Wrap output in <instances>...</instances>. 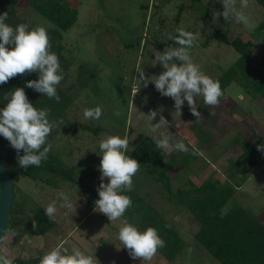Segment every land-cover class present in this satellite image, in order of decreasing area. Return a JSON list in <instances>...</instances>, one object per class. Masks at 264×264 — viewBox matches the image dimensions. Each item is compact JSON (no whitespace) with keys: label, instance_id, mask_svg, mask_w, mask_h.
I'll return each instance as SVG.
<instances>
[{"label":"rangeland","instance_id":"374dc122","mask_svg":"<svg viewBox=\"0 0 264 264\" xmlns=\"http://www.w3.org/2000/svg\"><path fill=\"white\" fill-rule=\"evenodd\" d=\"M69 1L77 7V19L63 34V52L73 61L84 63V77L88 75L89 78L85 86V78L80 77L82 83L73 93V103L65 115L67 122H63L49 142L62 162L73 168V178L77 181L57 178L52 185L19 174L13 176L11 182L14 183L15 198L24 206L18 214L21 221L4 233L0 255H5L12 264H16V259H35L40 264L42 256L53 249H67L70 253L73 248H78L86 255H94L99 264H220L196 241L197 219L186 208L170 200L162 185L144 174L143 169L133 177L131 191L171 225L184 245L173 260H167L158 252L151 261L140 262L130 258L116 238L121 222L128 220V214L125 212L120 220L109 221L105 215L93 211L94 202L99 199L96 191L100 183L99 143L112 135L127 136L129 150L140 145L145 136L154 142L153 136L157 134L151 131L147 114L150 110H160L152 123H157L160 116L168 123L167 126L162 124L159 132L169 136L171 143L182 141L188 150L195 149L198 153L197 158L180 173L174 172L172 189L185 179L195 184L208 179L233 183L236 178L230 176L229 164L241 154L237 141L241 138L252 140L254 136L264 141V97L245 92L236 83H231L225 88L226 96L218 106H207L202 97H196L197 110L201 113L196 121L186 101L179 115L170 97L161 96L152 83L143 87L135 79L138 77L135 69L141 66L146 76L159 75L162 67L150 65V60L155 58L153 49L162 52L164 48L175 47L165 33L176 34L177 28H183L200 32L197 46L190 50L191 58L215 80L232 64L238 53L217 39L202 45L205 37L214 28H219L227 33V40L238 36L241 41H252V33L258 28L260 32L258 40H253L256 47L252 55L258 50L264 57V11L249 0L245 11L256 27L248 29L234 20L225 21L222 15L217 16L223 11L221 0H198L193 4L191 0ZM23 4L21 1L19 6ZM168 41L172 43L164 46L155 44ZM77 65L73 63L70 66L71 76L67 84L78 78ZM132 88L140 89L134 95L136 90L131 92ZM96 106L102 108L100 119L85 120L83 110ZM117 111L119 116L114 115ZM86 125L91 129L100 126V130L92 132L83 128ZM162 151L174 157L186 153L171 149ZM260 159V165L237 176L243 182L223 209L238 203L258 217L263 216L264 207L260 209L259 206L264 205V153ZM104 182L107 183V178ZM61 192L67 193L74 204L76 202L75 211L58 209L49 230L40 236L31 235L29 228L33 211L37 207L44 210ZM12 231L15 236L10 235Z\"/></svg>","mask_w":264,"mask_h":264},{"label":"trees","instance_id":"16d2710c","mask_svg":"<svg viewBox=\"0 0 264 264\" xmlns=\"http://www.w3.org/2000/svg\"><path fill=\"white\" fill-rule=\"evenodd\" d=\"M21 1L24 2L23 6H19ZM195 1L198 0H191V3L193 4ZM252 1L264 11V0ZM4 12L8 13V19L5 22L13 27L24 23L29 25V29L36 26H43L47 29L51 51L59 57L64 78L57 86V94L60 97L59 102H57L55 99L42 96V94L25 86L26 81L38 79L36 73L17 75L7 83L0 85V108L7 103L6 100H3L4 93L20 87L24 89L28 100L33 106L38 109L47 108L50 110L48 117L50 121L59 122L62 120L67 122L65 115L67 109L73 103V93L76 92L77 86L82 83L79 79L80 77L83 80L85 78L83 85L86 86L89 78L88 75L84 77L86 75L83 70L84 63L78 61V64L75 59L73 61V58L66 57L63 52L62 37L76 22L77 7L69 0H0V14ZM49 24L54 27H49ZM259 32V29L256 28L252 33L254 38L252 41H241L238 36L227 40V33L222 32L219 28H214L205 37L202 45H205L211 39H217L218 42L228 44L238 53L232 64L215 79L219 81L224 93L221 99L226 96L225 88L231 83H236L245 92H252L264 97V57L258 50H255L254 55H252L256 47L253 40H258ZM172 42H155V44L164 46ZM73 63L78 64L75 68V70L77 69L78 78L67 84L66 81L71 76L69 68ZM85 67L89 69L88 66ZM85 73H87V70ZM92 76L93 74H90V77ZM68 123L72 126V123ZM83 128L88 129L89 127L86 125ZM58 129L59 127L53 129L48 137V142ZM91 130L97 132L100 130V126H96ZM237 143L241 149V154L229 164L230 176L236 178L233 183L208 179L195 184L192 180L185 179L174 190L171 187L174 172L175 174L180 173V170L197 158L198 153L195 149H189L185 154L176 157L173 154L169 156L162 149L157 148L150 138L145 136L143 142L135 146L134 150H129L126 155H130L131 158L137 160L144 174L151 176L162 185L170 200L186 208L197 219L199 227L194 233V237L213 258L221 264H264V222L260 224L261 219L258 216L238 203L230 204V206L223 209V205L235 195L236 188L243 182V179L240 180L237 176L243 174L248 168L252 169L262 163L260 157L263 153L257 151L256 147L259 144H264L261 137L254 136L252 140L241 138ZM20 155H23L22 150ZM166 156H169V158ZM16 157V150L10 146L3 136H0V161L6 165L5 167L11 179L19 174L33 181L43 180L52 185L57 178L72 182L77 181L73 178V168L67 167L52 148L47 159L42 161L39 167L21 168L18 166ZM12 187H14L13 182ZM124 194L132 200V206L126 211L129 222L137 228H142L143 231L147 227L155 228L159 236L165 241V247L158 249L157 252L167 260H173L184 245L183 241L171 225L159 216L155 210L146 205L141 197L134 194L133 191ZM15 195L13 189V200L5 232L12 230L15 224L21 221L18 214L22 212L24 203L18 202ZM33 221H35V227H33ZM53 224L54 221H50L45 216L44 210L37 207L30 218L29 233L40 236L49 230ZM15 263L37 264V261L35 259H16Z\"/></svg>","mask_w":264,"mask_h":264},{"label":"clouds","instance_id":"9594fccd","mask_svg":"<svg viewBox=\"0 0 264 264\" xmlns=\"http://www.w3.org/2000/svg\"><path fill=\"white\" fill-rule=\"evenodd\" d=\"M221 4L223 11L217 16L222 15L225 21L234 20L236 24L255 29L256 25L245 11L249 7V0H239V6L237 0H221ZM7 19V12L0 14V85L17 75L36 73L38 79L26 81L25 86L59 102L57 86L64 76L59 57L51 51L47 29L43 26L29 29V25L24 23L13 27L5 22ZM49 27L54 26L49 24ZM175 33H165L166 38L173 41L175 47L164 48L162 52L153 49L152 52L155 58L150 60V65L152 67L160 65L163 71L159 75L146 76L140 66L135 69L138 73L135 79L143 87L152 83L161 96L170 97L174 101L175 112L179 115L186 101L189 111L198 121L201 113L197 110L196 97H202L205 105L215 107L219 105L224 93L219 81L206 75L191 58L190 50L197 46L201 37L200 32L177 28ZM3 100L7 103L0 108V136L16 150L19 167L24 169L30 166L39 167L51 150L48 137L53 129L63 125V121H50L48 118L50 110L33 106L23 88L16 87L4 93ZM159 112L160 110H150L147 114L151 131L157 134L153 136L156 147L187 152L188 148L182 141L177 140L173 144L169 136L159 132L161 125L167 126L168 123L163 116H160L157 123H152ZM102 114L100 106L83 110L85 120H99ZM114 115L119 116V111ZM256 147L257 151L264 153V144ZM129 148L127 136L121 138L112 135L99 143L100 183L96 188L99 199L95 200L93 211L105 215L109 221L120 220L132 206L131 198L124 193L132 190L133 177L139 171L140 164L130 155H126ZM21 150L23 155H20ZM105 178L107 183L104 182ZM75 207L76 202L74 204L67 193L61 192L58 193L56 200L44 207V214L51 221L58 209L67 208L75 211ZM35 226L33 221V227ZM10 235L15 236L16 233L12 231ZM3 238L0 237V241ZM116 238L120 242V248L126 249L130 258L139 259L140 262L151 261L158 249L165 247V241L155 228L147 227L140 231L126 219L122 220ZM0 264L12 262L5 255H0ZM40 264H99V262L94 255H86L78 248H73L70 253L67 249L56 248L44 254Z\"/></svg>","mask_w":264,"mask_h":264},{"label":"water","instance_id":"95a60500","mask_svg":"<svg viewBox=\"0 0 264 264\" xmlns=\"http://www.w3.org/2000/svg\"><path fill=\"white\" fill-rule=\"evenodd\" d=\"M13 200V187L10 175L0 161V237L4 236L5 228L10 216ZM2 241H0L1 244Z\"/></svg>","mask_w":264,"mask_h":264},{"label":"crops","instance_id":"0c3cea01","mask_svg":"<svg viewBox=\"0 0 264 264\" xmlns=\"http://www.w3.org/2000/svg\"><path fill=\"white\" fill-rule=\"evenodd\" d=\"M261 207H264V205H262V206H259V208L260 209H262ZM246 208H248V207H246ZM248 210H250L249 208H248ZM252 213V212H251ZM255 215V214H254ZM257 216V215H256ZM259 219H261V221L259 222L260 224H263V222H264V214H263V216H261V217H258ZM207 254H209L205 249H203ZM210 255V254H209ZM208 255V256H209ZM211 256V255H210ZM220 263V262H219ZM221 264V263H220Z\"/></svg>","mask_w":264,"mask_h":264},{"label":"built area","instance_id":"2783aa9c","mask_svg":"<svg viewBox=\"0 0 264 264\" xmlns=\"http://www.w3.org/2000/svg\"><path fill=\"white\" fill-rule=\"evenodd\" d=\"M135 90H136L135 88H132V90H131V91H132V92H135Z\"/></svg>","mask_w":264,"mask_h":264}]
</instances>
